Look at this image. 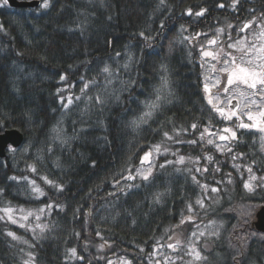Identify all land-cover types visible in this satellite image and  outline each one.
<instances>
[{
    "label": "trees",
    "instance_id": "16d2710c",
    "mask_svg": "<svg viewBox=\"0 0 264 264\" xmlns=\"http://www.w3.org/2000/svg\"><path fill=\"white\" fill-rule=\"evenodd\" d=\"M20 1L38 5L0 0V133L22 135L0 158V264H152L158 244L169 262L153 264H264L252 226L264 205V133L213 109L202 59V48L233 52L228 43L264 25V0ZM162 77L166 102L131 126ZM206 127L236 138L209 144ZM156 145L144 180L141 157ZM12 207L43 209L45 226L30 235L4 217Z\"/></svg>",
    "mask_w": 264,
    "mask_h": 264
},
{
    "label": "snow or ice",
    "instance_id": "6c2138e0",
    "mask_svg": "<svg viewBox=\"0 0 264 264\" xmlns=\"http://www.w3.org/2000/svg\"><path fill=\"white\" fill-rule=\"evenodd\" d=\"M236 0H233V6H235ZM4 3H7V0H4ZM43 8L48 7V0H44L43 4L41 5ZM220 7H223V5H220ZM204 9H201L200 12L196 13L197 16L204 14ZM189 14H191V10L189 9ZM255 20V17L253 18ZM252 21H248L244 24L243 29L241 31H244L245 29H249L251 27ZM2 27V26H0ZM231 27V25H229ZM261 31L259 34L255 35L253 40L246 42L245 40H237L235 43H228L227 49H235L238 52H240L239 56H233L230 51L225 50L224 48H221L220 55L218 56L216 53H213L211 51H205L202 48V56L203 57H211L214 60H217L220 62L222 60V66L219 67V69L216 68V65L214 64L213 70H218L219 73L224 75L226 77V83H221L220 79H216L215 83L213 84V87H219L222 88L223 94L227 97V104H228V110L226 111L224 107H218L217 103L213 102V99L211 96L208 98V103L212 105L213 109L218 112L225 120H231L233 117H236L237 119H241V113L243 115H246L248 121H251V123H244L241 119V122L239 124L240 128L243 129H258L261 133H264V25L260 26ZM223 29H217V32H222ZM141 36L144 35V33H140ZM199 35V34H197ZM217 43L216 40H210L208 41L209 45H215ZM119 55V53H117ZM163 67V65L161 66ZM105 72L108 71V68L106 67L104 69ZM61 80H64L65 77L62 75L60 77ZM88 85L86 84L85 87ZM168 81L165 77L161 78V85L158 87L156 91V98L155 100L148 101L145 103V107L148 109V111L141 114L139 118L133 119L130 123L133 127H139L141 123H147V118H150L154 111H156L160 106L162 102L165 101V97L161 95V93L167 89ZM242 89L240 91H236L237 89ZM205 92H209V85L206 83L204 85ZM59 91V89H58ZM83 91V89H82ZM99 99V98H97ZM236 101V103L233 105V101ZM69 103H71V97H69ZM64 107H68L67 104L64 105ZM253 108H256L257 111H252ZM246 110V111H245ZM197 127L196 124L192 125V128L195 129ZM55 130V129H54ZM224 134H219V140L220 141H227L230 137L231 139L236 138V132L233 131L231 128H224L221 130ZM207 133L209 135H215V133H212L209 128L204 129V133H201V139L204 138V134ZM225 134H230L225 135ZM165 137L168 139H172L171 136L168 135V133L164 134ZM261 142L262 147H264V135L261 136ZM192 143H195L193 141ZM209 144H212L213 141L211 139L208 140ZM217 148L219 149V145H217ZM10 150H13L10 146ZM155 150L157 152L160 151V146L156 145ZM166 150V149H165ZM151 156V152H146L143 157H141V165H143L146 161H149V158ZM208 159H211L209 157ZM184 161V157H180L177 161L178 163H182ZM150 162V161H149ZM171 163V162H169ZM32 171H36V169L33 166H29ZM163 167V165H161ZM249 173L252 172L251 168L247 169ZM199 171V169H197ZM152 169L148 168L147 172H142L140 169H137V173L141 176L142 179L148 180L149 176L151 175ZM135 177L129 175L128 179H134ZM12 179H15V177H12ZM47 183H52L51 181H47V178H44ZM195 179V177H193ZM256 177L250 176V180H255ZM34 185L33 190L40 192V189L38 187H35V182H31ZM118 183V182H117ZM207 187V186H204ZM244 187L251 190V184L249 182H245ZM213 192L218 191L216 188H212ZM41 194H43L41 192ZM197 203L200 204L201 207H203L202 201H197ZM48 207H51L49 205ZM192 210V206L189 205V211ZM3 211L7 213H11L12 209H4ZM43 211V209L41 210ZM38 218V217H37ZM9 219H12L11 216H9ZM24 219H27V217H24ZM188 219H191L189 217ZM13 223L16 221L13 220ZM184 221L182 220L181 223ZM39 227V225H38ZM9 236H12L14 239L15 234L12 232L8 233ZM99 235V233H97ZM195 235V234H193ZM201 236L204 235V233L200 234ZM169 248L175 247L173 244L168 245ZM73 255H75L76 250L71 249L70 250ZM196 258H199V252L195 253ZM27 264V262H25ZM109 264H112V261H109ZM125 264H130V262H125Z\"/></svg>",
    "mask_w": 264,
    "mask_h": 264
},
{
    "label": "rangeland",
    "instance_id": "374dc122",
    "mask_svg": "<svg viewBox=\"0 0 264 264\" xmlns=\"http://www.w3.org/2000/svg\"><path fill=\"white\" fill-rule=\"evenodd\" d=\"M261 31V28L259 27V29L257 31H255L254 33H252L248 38H240V40H245L246 42L253 40V38L255 37V35L259 34V32ZM234 51L231 52L233 56H239L240 52H238L237 50L233 49ZM206 58V62H205V68H204V74H203V79L205 81V84L207 83L209 85V95L208 98L211 96V98L213 99L214 103H217V101H219V103L217 104L218 107H224L225 110H228V104H227V97L223 94L222 92V88L219 87H213V84L215 83L216 79H220L221 83H226V77L224 75H222L221 73H219L218 70H213V63L214 61H211L209 59H207L208 57H203L202 59L205 60ZM217 69H219L218 66H216ZM243 90L242 87L241 89H237L236 91H240ZM236 103V101H233V105ZM246 111V110H245ZM252 111H257L256 108H253ZM236 119V117H234ZM241 119H243V121H245V123H250L251 121H248L246 115H243L241 113ZM225 128V127H224ZM218 129L217 131H215V135H211L210 139H212L215 142H226V141H220L219 140V134H224L222 133V129ZM227 128H231V127H227ZM232 129V128H231ZM225 135H229L230 134H225ZM231 138V137H230ZM151 156L149 158V161H146L143 165H140L138 169H140L142 172H147L148 168H153L154 164H155V160L157 158V151L155 150V148H153L151 151ZM137 175L139 177H141L138 173ZM12 212L11 213H7L5 211H3V215L4 217L12 222L13 220H15L16 224L19 225L20 227H22L25 231H27L30 235H33L35 232H38L37 230H40L41 227L45 226V223L42 222V219L47 218L48 214L41 211L40 209H26L23 207H12ZM9 216L12 217V219H9ZM24 217H27V219H24ZM38 217V218H37ZM39 225V227H38ZM153 255V262H162V263H166L169 262V251L168 249L165 247L164 244H158L156 245V247H154V251L152 252ZM125 260L123 259H118L117 261H115L116 264H125Z\"/></svg>",
    "mask_w": 264,
    "mask_h": 264
},
{
    "label": "water",
    "instance_id": "95a60500",
    "mask_svg": "<svg viewBox=\"0 0 264 264\" xmlns=\"http://www.w3.org/2000/svg\"><path fill=\"white\" fill-rule=\"evenodd\" d=\"M8 6L12 8H30L38 5L37 1L7 0ZM22 142V135L16 130H6L0 133V158L6 155L9 146L18 148ZM253 228L264 234V205L260 206L252 221Z\"/></svg>",
    "mask_w": 264,
    "mask_h": 264
}]
</instances>
